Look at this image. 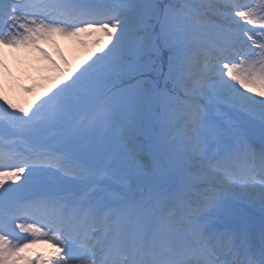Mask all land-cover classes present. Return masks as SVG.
<instances>
[{
  "label": "snow or ice",
  "instance_id": "6c2138e0",
  "mask_svg": "<svg viewBox=\"0 0 264 264\" xmlns=\"http://www.w3.org/2000/svg\"><path fill=\"white\" fill-rule=\"evenodd\" d=\"M4 48L55 75L0 86V264H264V0H0Z\"/></svg>",
  "mask_w": 264,
  "mask_h": 264
},
{
  "label": "rangeland",
  "instance_id": "374dc122",
  "mask_svg": "<svg viewBox=\"0 0 264 264\" xmlns=\"http://www.w3.org/2000/svg\"><path fill=\"white\" fill-rule=\"evenodd\" d=\"M43 47L62 67H64V64L57 54V48L64 53L70 64L83 65L86 57L84 50L75 41L63 37H57L56 46L45 44ZM22 50L20 54H13L9 48L0 50V61L3 62L0 65V86H2L3 95L6 96L8 101L17 106H27L33 102H39L38 97L41 89L38 88L34 94H28L24 91V88L45 84L46 77L55 75L54 72L50 71L48 62L39 53L26 48ZM44 245L48 248L47 251L41 250L40 245H37L30 250L29 255L35 257L37 254L53 251L50 245Z\"/></svg>",
  "mask_w": 264,
  "mask_h": 264
},
{
  "label": "bare ground",
  "instance_id": "6f19581e",
  "mask_svg": "<svg viewBox=\"0 0 264 264\" xmlns=\"http://www.w3.org/2000/svg\"><path fill=\"white\" fill-rule=\"evenodd\" d=\"M23 48H9V50L13 53V54H20L22 51H24V50H22ZM22 50V51H21Z\"/></svg>",
  "mask_w": 264,
  "mask_h": 264
}]
</instances>
